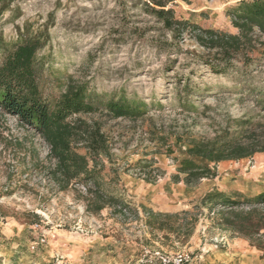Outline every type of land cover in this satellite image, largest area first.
<instances>
[{"label":"rangeland","instance_id":"1","mask_svg":"<svg viewBox=\"0 0 264 264\" xmlns=\"http://www.w3.org/2000/svg\"><path fill=\"white\" fill-rule=\"evenodd\" d=\"M237 1L174 0L171 7L176 18L203 28L237 33L227 16ZM160 27L143 12L138 0L0 1L2 45L11 46L21 35L38 37L43 43L35 57L43 96L57 97L72 80L84 83L92 93L123 95L148 104L146 116L140 119H113L101 111L81 115L102 122L112 162L97 158L104 165L100 183L128 205L122 211L106 206L97 214L85 211L81 197L91 182L73 183L60 190L49 176L54 160L48 156V144L14 116L0 111V264H22L29 254L43 251L54 254V261L57 255L71 261L65 256L67 252L90 259L91 254L105 251L116 264H131L139 257L142 246L201 253L203 249L211 250L210 245L214 247V240L221 233L213 225L214 215L200 206L206 191L217 187L249 196L264 191L263 153L220 162L216 177L202 179L193 187L172 182L174 162L163 154L166 148L151 141V125L171 133L211 137L214 130L206 115H214L216 121H223L225 113L238 116L249 111L253 98L241 89H229L236 84L195 62L186 51L194 48L188 39L180 50L169 45L162 46L163 49L156 47L171 41L169 33ZM250 70L264 76V57L256 60ZM187 80L194 91L188 98L189 104L199 111L204 110L203 106L210 107L196 122L193 111L181 108L175 97V87L180 85L182 89ZM255 80L262 83L259 78ZM240 97L243 101H239ZM173 139L169 141L174 149L172 157H180L185 146L176 145ZM157 149L161 153L153 152ZM79 152L85 153L83 149ZM151 157L154 164L150 177L155 176L156 181L150 183L135 164ZM110 167L118 171V180H114ZM156 167L162 173L157 178ZM141 205L153 211L179 213L178 218L170 221L179 230L149 228ZM42 234L46 243L39 244ZM224 235L228 241L229 234ZM103 243L109 245L105 247ZM215 249L225 248L219 244Z\"/></svg>","mask_w":264,"mask_h":264},{"label":"trees","instance_id":"2","mask_svg":"<svg viewBox=\"0 0 264 264\" xmlns=\"http://www.w3.org/2000/svg\"><path fill=\"white\" fill-rule=\"evenodd\" d=\"M138 1L143 12L154 18L160 28L170 35L171 41L157 44L156 47L169 45L180 50L188 39L194 48L186 51L195 62L205 65L213 75L225 77L236 84L229 89H241L244 94L249 92L253 98L249 111L238 116L225 113L222 115L223 121H216L214 115H206L214 130L211 137H191L190 134L171 133L164 127L151 125V141L157 142L159 148H166L163 154L174 162V172L170 176L172 182L193 187L202 179L216 177V166L220 162L238 161L255 153L264 154V76L254 75L250 70L256 60L264 57V0H238L229 8L227 16L237 33L203 28L186 19L176 18L171 7L174 0ZM182 1L188 3L190 0ZM42 44L38 37L24 35L11 46L2 45L0 41L1 113L14 116L19 124L38 133L48 144V156L54 160L49 176L60 190H66L73 183L91 182L85 195H81L85 201V211L97 214L106 206L121 211L127 209L128 205L122 199L100 183L104 165L99 164L97 158L105 157L112 162L102 122L81 115L101 111L113 119H140L146 116L148 104L135 98L127 99L123 95L108 97L92 93L84 83L72 80L67 82L57 97L48 99L39 87L35 61L36 52ZM255 78L262 83L255 82ZM190 89L187 80L182 89L180 85L175 87V97L181 108L193 111V122H196L210 107L203 106L204 110L199 111L197 106L189 104L188 98L194 92ZM239 101H243V97ZM171 138H174L176 145L185 146L179 152L180 157H172L174 149L169 143ZM80 149L85 153L79 152ZM153 152L161 153V149ZM153 164L152 157L135 164L150 183L156 181L155 176L150 177ZM109 169L114 170L113 167ZM156 170L159 172L157 178L162 173L158 167ZM118 176L115 169L114 180H118ZM200 206L214 215V226L228 231L230 238L246 240L251 247L260 251L264 259V191L249 196L236 190L227 192L214 187L201 197ZM140 208L145 215V225L149 228L165 232L179 230L170 223L178 218L179 213L153 211L144 205ZM187 234H190V230Z\"/></svg>","mask_w":264,"mask_h":264},{"label":"crops","instance_id":"3","mask_svg":"<svg viewBox=\"0 0 264 264\" xmlns=\"http://www.w3.org/2000/svg\"><path fill=\"white\" fill-rule=\"evenodd\" d=\"M224 234H229V232L221 230V233L218 236L225 237ZM104 245L106 247L109 245V243ZM98 246H100V243L98 244ZM143 247L145 246L141 247L140 253ZM210 247H212L211 250L210 249H203L204 251L202 250V255H201L202 264H264V259L261 258L260 251L255 249L254 247H251L246 240L239 237L230 238L226 242V244L223 245V248H225L224 250L218 251L215 249L217 247H213L212 244L210 245ZM191 252L195 254L200 253L194 251ZM208 252L209 254L205 255ZM101 253L104 259H102ZM101 253L91 254V257L93 259L92 258L86 259L90 257L87 255H83V256L81 255L79 257L72 256L73 252H67L65 256L71 259V261H68L67 259L68 264H116V262L111 257L106 256L105 251ZM51 258H54V254H50L48 251H43L42 253L38 252V254L36 255L29 254L27 259L24 260L22 264H60L55 262ZM131 264H137L136 259L132 260Z\"/></svg>","mask_w":264,"mask_h":264},{"label":"built area","instance_id":"4","mask_svg":"<svg viewBox=\"0 0 264 264\" xmlns=\"http://www.w3.org/2000/svg\"><path fill=\"white\" fill-rule=\"evenodd\" d=\"M226 242V239L222 236L215 238L214 247H218L219 244L223 246L226 244ZM38 243H46V236L43 234L39 236ZM201 255L202 252L195 254L191 251L185 250L172 252L143 247L139 257L136 259V262L137 264H202ZM55 262L60 264H68L67 260L61 255H57V257H55Z\"/></svg>","mask_w":264,"mask_h":264}]
</instances>
